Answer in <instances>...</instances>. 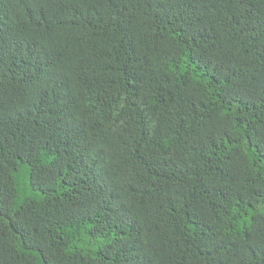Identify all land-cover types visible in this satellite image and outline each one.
Listing matches in <instances>:
<instances>
[{
    "label": "trees",
    "instance_id": "obj_1",
    "mask_svg": "<svg viewBox=\"0 0 264 264\" xmlns=\"http://www.w3.org/2000/svg\"><path fill=\"white\" fill-rule=\"evenodd\" d=\"M0 264H264V0H0Z\"/></svg>",
    "mask_w": 264,
    "mask_h": 264
},
{
    "label": "bare ground",
    "instance_id": "obj_2",
    "mask_svg": "<svg viewBox=\"0 0 264 264\" xmlns=\"http://www.w3.org/2000/svg\"><path fill=\"white\" fill-rule=\"evenodd\" d=\"M96 93H97V92H96ZM85 98H86V97H85ZM87 100H88V98H87ZM87 100H86V101H87ZM76 103H77V102H76ZM84 104H85V103H84ZM69 105H70V104H69Z\"/></svg>",
    "mask_w": 264,
    "mask_h": 264
}]
</instances>
